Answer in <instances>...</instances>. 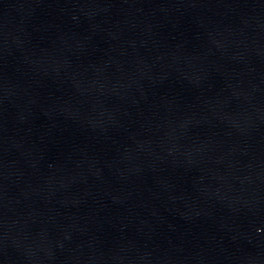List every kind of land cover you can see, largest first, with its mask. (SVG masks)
I'll return each mask as SVG.
<instances>
[{
    "label": "water",
    "instance_id": "water-1",
    "mask_svg": "<svg viewBox=\"0 0 264 264\" xmlns=\"http://www.w3.org/2000/svg\"><path fill=\"white\" fill-rule=\"evenodd\" d=\"M0 264H264V0H0Z\"/></svg>",
    "mask_w": 264,
    "mask_h": 264
}]
</instances>
